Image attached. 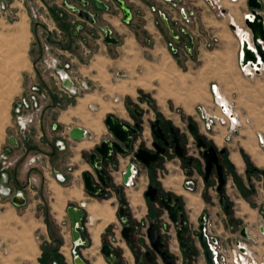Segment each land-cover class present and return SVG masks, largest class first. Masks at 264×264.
<instances>
[{
	"label": "crops",
	"instance_id": "crops-1",
	"mask_svg": "<svg viewBox=\"0 0 264 264\" xmlns=\"http://www.w3.org/2000/svg\"><path fill=\"white\" fill-rule=\"evenodd\" d=\"M27 1L31 3L30 0L14 3L19 8L18 17L28 19ZM100 1L108 10L89 8L97 15L94 24L79 17L80 22L69 27L57 22L59 28L66 31L65 40L58 45L62 48L59 70L70 62L71 73L86 80L90 89L72 99L59 87L48 84L47 102L51 105L40 117V124L24 134L6 131L0 139V155L17 160L14 167L4 172V178L0 171V188L9 191V195L0 193V264H74V256H78L83 264H109L100 250L112 234L116 238L119 264L142 261L144 264H164L151 249L148 239L140 243L144 230L140 234L131 232L129 243L122 238L124 226L119 222L120 206L124 207L129 224L146 227L145 231L154 222L158 230L162 223L170 224L164 236L168 239L173 264H207L198 243L189 244L192 253L181 250L176 228L167 212L157 200L150 201L145 197L150 186L160 196L171 195L178 199L188 230L196 236L200 218L205 216L211 222V235L224 247L245 246L254 261L260 262L264 253V239L260 234V227L264 229V180L256 179L257 183L251 180L254 174H248L250 168L245 159L247 157L255 169L264 171V152L258 143L257 131L246 130L244 126L231 141L224 139L225 129L220 127L208 134L196 115V107L212 105L210 88L215 86L222 99L238 113L241 122L250 119L254 124H261L262 106L260 99H256L254 87L260 86L264 72L252 76L243 74L239 65V35L229 25L228 17H219L203 0H179L175 3L176 8L173 3L162 0H120L128 15L126 21L125 13L113 0ZM258 1L262 4L260 13L264 15V0ZM33 2L52 14L47 0ZM75 4L76 0L62 2L67 11L76 9ZM224 7L240 28L244 16L251 15L247 0H238L232 5L224 3ZM180 8L193 12L187 22L180 20ZM160 14L175 25L171 27L180 39V44L175 46L177 54L169 52L174 41ZM76 24L83 29L74 34ZM14 26L23 29L25 23L19 21ZM106 29L110 30L116 44L105 42L103 33ZM214 37L218 44L208 49L206 46ZM18 42L21 44L14 47L15 59L25 47L23 41ZM248 42L252 48L251 39ZM187 47L192 48L190 54L186 52ZM31 49L30 46L29 57L34 59L38 51ZM129 103L141 113L140 119L129 110ZM107 116L130 125L139 122L141 133L133 151L139 145L154 151L155 138L150 125L156 119L176 129L179 135L193 139L187 127L191 124L188 120L195 116L197 135L204 136L207 144L217 151L225 152L221 158L227 165V168L222 165L223 194L229 210L225 211L220 205L215 175L204 180L203 159L198 157V164L189 166L169 151L161 156L159 163L148 168L134 160L132 153L126 156L115 153L105 170L107 172L116 164L117 171L107 172L111 182L104 192L93 195L85 191L84 174L92 175L94 184L101 187L89 165V157L108 136L104 123ZM74 128L84 130L80 140L70 138L69 133ZM10 137H14L15 146L9 143ZM30 158L36 160L33 165H27ZM128 165L137 169L135 184L123 187L121 173ZM187 169H190L188 175L185 174ZM187 178L195 183L192 192L183 188ZM15 196L21 197L19 204L14 203ZM82 203L83 209L80 208ZM68 207L85 212L84 228L80 233L82 245H75L71 237ZM87 217L90 220L86 221ZM243 229L248 240L242 237ZM148 252L151 262L145 259Z\"/></svg>",
	"mask_w": 264,
	"mask_h": 264
},
{
	"label": "water",
	"instance_id": "water-1",
	"mask_svg": "<svg viewBox=\"0 0 264 264\" xmlns=\"http://www.w3.org/2000/svg\"><path fill=\"white\" fill-rule=\"evenodd\" d=\"M93 7L98 11H107V6L100 0H90ZM121 10L125 13V21L128 18L125 5L120 0H114ZM89 3L84 2V6L88 7ZM247 6L250 9L251 16L253 17V22L250 23L248 20L244 22L247 29H249L251 34V42L252 48H249L247 42L243 43V52H244V60L242 62L245 65L248 61L251 62V67L256 65L257 68H260L261 65L259 62L264 64V15L260 13L262 9V4L258 0H247ZM77 11V15L79 18L84 19L85 21L94 24L95 23V15L91 14L90 11L82 8L75 9ZM161 21L166 27L169 36L171 39L177 43V39L173 35V31L170 29L169 24L165 17L160 16ZM233 28V27H232ZM82 29L79 24H76L74 27V34H77V30ZM105 42L108 44H116L117 41L110 37V32L108 29L105 30ZM189 40L191 41V37L187 35ZM254 50V51H253ZM260 58V61L258 58ZM66 85H69V82H65ZM134 115L138 118L141 117V114L137 111H133ZM159 119L150 125V130L155 138L162 143L159 145L157 142L152 143V148L154 151H149L144 148V145H139L137 149L134 150L135 144L137 142V138L141 133V127L139 123H134L130 125L124 121H117L112 116H107L105 119V126L107 127L108 136L104 138L100 145L96 146L94 152L89 157V165L96 176L97 182L101 187L94 184V180L92 175L84 174V189L90 194L93 195H101L104 192V188L111 182L110 177L107 175L105 170V165L113 160L115 153L126 156L129 153H132V157L134 160L143 164L145 167H150L151 164H157L161 161V156L165 155L166 148L173 145L174 154L181 159L185 164L192 166L196 165L198 161L192 157L184 156V149L179 144V138L175 134L173 128H169V135L171 142L169 139L165 138V134L162 128L159 125ZM190 132L195 135V125L189 124L188 126ZM84 135V130L80 128L71 129L69 136L72 140L77 141L80 140ZM9 143L13 146L16 145L14 137H10ZM196 149L198 151V155L204 161V180L207 181L212 170H215L217 175V187L216 191L219 195V202L222 208L227 211L229 209V205L227 204V199L223 194V187L225 185V180L222 172V167L219 164V155H222L224 151L217 152L212 146H207L202 138L196 139ZM130 167L128 165L125 174L122 176L123 183H125L130 174ZM145 197L150 201H158L159 204L164 208L167 212L169 220L176 228V236L179 242L181 250L191 253V249L188 248V242H191L193 245L195 243H199L201 248L204 251L205 258L207 264L212 263V256L209 250L207 249L205 239L202 235L198 236V240H194L193 235L187 231V224L185 222V217L181 211V207L178 205V199L172 197L171 195L160 196L158 195L156 189L152 186L148 187ZM14 203L19 204L21 201V197L15 196ZM124 207L120 206L119 209V218L124 217L123 212ZM67 215L70 220V228H71V237L75 244H83L80 240L81 227L83 225V219L85 218V212L80 208L68 207ZM202 221V219H201ZM200 221V222H201ZM201 229V227H200ZM263 228L261 229V232ZM189 233L186 237V233ZM131 234V228L128 226H124L121 230L122 238L129 243ZM147 239L149 240L150 247L153 252L158 255L164 264H173V256L167 253V249L169 248V244L167 240H163V237L157 233L156 225L152 224L146 231ZM242 236H245V230H242ZM84 244H86L84 242ZM101 255L108 261L109 264H119V254L112 249L109 245L103 244L100 250ZM146 259L151 258V254L148 252L145 255ZM75 264H83L79 257L74 259Z\"/></svg>",
	"mask_w": 264,
	"mask_h": 264
},
{
	"label": "built area",
	"instance_id": "built-area-1",
	"mask_svg": "<svg viewBox=\"0 0 264 264\" xmlns=\"http://www.w3.org/2000/svg\"><path fill=\"white\" fill-rule=\"evenodd\" d=\"M31 3H29V10H30V17L36 24H46L48 22L49 16L45 12L46 9L42 6H39L36 2H33V0H30ZM174 0H163L164 3H172ZM204 3L215 13L221 17H228L229 19V25L233 27V30L236 34L238 30V25H236L229 13L227 12L226 8L224 7V3H228L230 5L235 4L238 2V0H203ZM18 2L20 4L24 3V0H0V23H6L18 16V10L19 8L14 6V3ZM173 6H176L173 4ZM179 10V17L182 22H187L188 18L193 16L192 11H186L185 8H180ZM165 17L164 14H160V16ZM166 18V17H165ZM167 20V18H166ZM248 20V22H253V17L251 15H245L243 22H242V30L245 29V34L247 39L245 41L247 42V45H249L248 40L251 39V34L249 29L245 26L244 22ZM47 25V24H46ZM175 26V25H173ZM183 31L182 29L180 30ZM175 38L177 41H179V37L175 35ZM243 41L240 39V50H239V65L241 67V71L246 76H252V74H256L257 72H264V64L262 67L257 68L256 65H253L251 67V62L248 61L245 65L242 64L244 60V52H243ZM170 48H173V51H177L176 47L174 45V42L170 44ZM250 48V47H249ZM253 49V48H250ZM44 50L48 51L49 47L45 46ZM192 48L187 47L186 52L191 53ZM254 51V50H253ZM260 61V58L257 57ZM42 63L45 66V68L51 73V76L54 78V81L56 82V85L59 87V90L67 95L68 97H77L78 95H81L89 90V84L86 80L74 76L70 71V62L63 65V69L68 70L69 72H63L59 71L57 69L58 67V59L55 56H52L48 54V52L44 55L42 58ZM260 63V62H259ZM246 69H250V72H247ZM116 77H119V74L116 73ZM69 82V85L62 86V83ZM32 94L29 96V100L23 99L22 105L24 107H29L30 109L28 112L23 113L21 110H17V115L15 117V124L17 128V133L24 134L27 133L31 128L36 127L40 124V117L42 115L44 104L48 101V96L44 93H42L40 96H36L37 89L35 87L31 88ZM211 94L213 95V107L214 110H207L206 108L202 106L196 107V115L198 119L202 123L203 130L208 133L210 131H213L215 126H220L223 129H225V137L224 139L226 141H229L231 136H233L235 133L238 132V128L242 125L241 120L239 118V115L233 107L229 106L226 101H224L220 95V93L217 91V88L215 86H212L210 88ZM129 107V105H127ZM28 109V108H27ZM258 143L259 145L264 149V139L261 136H258ZM34 158H30L27 161V165H33L35 163ZM17 163L16 159H9L4 155H0V171L1 176L4 178V172L14 167V165ZM117 171L116 165H111L108 168V173H114ZM131 174L128 178V180L125 183H122L123 187H132L135 182V176L137 175V169L133 165L130 167ZM187 172V171H186ZM125 174V171L121 173V176ZM183 186L186 191H193L194 190V181L192 179L187 178ZM0 193L3 195H9V191L0 188ZM80 208H84V204H80ZM202 221L200 222V233L205 239L207 249L211 253L212 256V263L213 264H254L255 261L252 257L251 252L247 251L245 246H240V244H236L234 247L227 249L224 247L221 242L213 237L210 232L211 228V222L209 219H207L205 216H202ZM90 220L89 217H87L86 221ZM120 221L122 224H126L127 220L126 217L120 218ZM163 227H166L163 225ZM83 225L81 227V231H83ZM137 234H140L141 232L136 231ZM263 239H264V230L262 231ZM141 238H144L143 235L140 236ZM116 241V238L114 236L108 237V245L114 246ZM77 245V244H75ZM78 256L73 257V261ZM257 264H264V253L261 257L260 262H256ZM75 264V263H74Z\"/></svg>",
	"mask_w": 264,
	"mask_h": 264
},
{
	"label": "rangeland",
	"instance_id": "rangeland-1",
	"mask_svg": "<svg viewBox=\"0 0 264 264\" xmlns=\"http://www.w3.org/2000/svg\"><path fill=\"white\" fill-rule=\"evenodd\" d=\"M47 2L48 6L50 5L49 7H52L53 10V12H51L53 16L48 12L47 9L45 11L49 16L48 22L46 23L47 25L36 24L31 19L30 10L28 6L29 1H27V6H25L28 19L19 15V17L17 16L16 18L6 23H0V139L3 136V133H5L6 131L16 133L17 128L15 124V117L17 115V110L20 109L21 112L26 113L30 109L29 107H24L21 101L26 98L27 100L30 99L29 96L32 94V87H35L37 89V91L35 92L36 96H40L42 93L48 96V84H53L55 87H58L56 85V82L54 81V78L51 76V73L43 65L42 58L47 52L48 54L55 56L57 59L59 58V56H62V48L58 45H60L61 42L65 40L66 31H63V29L59 28L58 23H60V25L62 26L61 23L63 22V24H65L64 27H69L72 26L75 22L79 23L80 20L76 13L72 11H67L62 6L63 0H47ZM75 7L79 8V5L75 4ZM174 7L176 8L177 6ZM22 11L24 12V9ZM19 21H23L25 23V28L21 29L20 27L14 26ZM22 37H24L25 39H22ZM18 40L23 41L25 47L23 48L21 55L19 57H16L15 59L14 53L16 49L14 47L17 44H21L18 42ZM78 44H80V41H78ZM217 44L218 39L214 37L213 39L209 40V44L206 47L208 49H212L216 47ZM30 46L33 50L38 51V56L34 59H30L29 57L28 52ZM45 46L49 47L48 51L44 50ZM169 52L172 54H177V51H173V48H170ZM189 54H187L188 58H190ZM57 69H59V67H57ZM62 71L69 72L65 69H63ZM259 85L260 86H258L257 84V87H254V89L256 90V99H260L261 101V124H254L253 122H251L250 119H246V121L243 120L241 122L242 125L238 128V132L231 136L229 141H231L233 137L237 135L240 132L241 128L244 126L246 127V130L252 131L255 129L257 131L256 137L258 138V136H261L264 139V78L261 79ZM88 87L90 89L91 86L89 85ZM83 94L78 95L76 98L81 97ZM70 98L76 99L75 97ZM50 105L51 104H49L48 102L44 104L42 114ZM198 106H202L209 111L215 109L213 107V99L212 105L209 107L203 106L202 104H199ZM129 110L134 111L137 109L133 106L132 103H129ZM178 110L180 111V108H176V111ZM158 114L160 115V113H157V115ZM194 118L195 116H193L192 119H189L188 122L194 125ZM217 127L220 126H215L213 131L208 132V134L214 132L215 128ZM174 130L177 131L176 129ZM180 136H183V134ZM197 137L202 138L205 143H208L204 136L198 135ZM194 142V138L190 140L188 139L187 142L186 152L188 156L191 157L196 155V148ZM261 149L264 152V149ZM245 159L247 161L248 168L255 169L254 165L249 161V159L247 157H245ZM220 164L221 166L223 165L227 168V165L225 164L223 159H221ZM257 173H262L264 175V171H260L258 169ZM263 175H261L262 179H264ZM251 180L257 183V180L254 176ZM214 183L216 188V178L214 180Z\"/></svg>",
	"mask_w": 264,
	"mask_h": 264
},
{
	"label": "flooded vegetation",
	"instance_id": "flooded-vegetation-1",
	"mask_svg": "<svg viewBox=\"0 0 264 264\" xmlns=\"http://www.w3.org/2000/svg\"><path fill=\"white\" fill-rule=\"evenodd\" d=\"M70 1V0H69ZM74 1V0H73ZM88 2L89 3V5H88V7H85L84 6V2ZM114 1V0H113ZM163 1V0H162ZM179 0H174L172 3L173 4H175V3H177ZM76 2H78L77 3V5H79V8H82V9H86V10H88L89 11V8H93V9H95L94 7H93V5L91 4V1L90 0H76ZM115 2V1H114ZM122 2V1H121ZM116 3V2H115ZM117 4V3H116ZM118 5V4H117ZM176 5V4H175ZM119 6V5H118ZM77 9V8H76ZM96 10V9H95ZM107 10H108V8H107ZM98 11V10H97ZM72 12H74V13H76L77 14V11L74 9V10H72ZM91 13V12H90ZM92 14V13H91ZM93 15H95V21H96V18H97V15L96 14H93ZM78 16V15H77ZM167 22H168V24H169V27H170V29L173 31V35L175 36V34H174V30L172 29V27H173V25L172 24H170L169 23V21H168V19H167ZM81 26V25H80ZM172 26V27H171ZM75 27V26H74ZM82 27V29H83V26H81ZM82 29H78V30H82ZM78 30H77V32H78ZM109 30V29H108ZM73 32H74V30H73ZM109 32H110V30H109ZM105 35H106V32L104 31V33H103V36L105 37ZM110 37H111V32H110ZM180 44V39H179V41L177 42V43H175L174 42V45L177 47L178 45ZM263 66V65H262ZM141 114V113H140ZM133 115H134V113H133ZM135 116V115H134ZM136 117V116H135ZM137 119H140V118H138V117H136ZM156 120H158V119H156ZM155 120V121H156ZM154 121V122H155ZM159 121H160V119H159ZM137 123H139V122H137ZM159 125H160V127L162 128V130H163V132H164V134H165V138L166 139H169V141L171 142V139H170V135H169V128H173V127H171V126H169L168 124H165V123H162L161 121L159 122ZM189 126V125H188ZM174 130V129H173ZM187 130L190 132V130H189V128L187 127ZM174 132H175V134L177 135V137L179 138V144L181 145V147H183V149H184V156L185 157H191V156H188V154H187V152H186V147H187V142H188V139L186 138V137H183V136H180L179 135V133L177 132V131H175L174 130ZM191 133V132H190ZM191 135H192V137L194 138V140H195V142H194V144H195V148H196V139L197 138H199V137H197L198 135H197V129H196V126H195V135H193L192 133H191ZM154 142H157L159 145H162V143L160 142V141H158V140H155ZM207 144V143H206ZM207 146H211V145H209V144H207ZM215 149V148H214ZM216 150V149H215ZM170 152V153H172L173 152V145H171V146H169V147H167L166 148V153L167 152ZM217 151V150H216ZM221 151H223V150H221ZM196 155H194V156H192V158H194V159H196V158H198L199 157V155H198V151H197V149H196ZM218 152V151H217ZM165 153V154H166ZM174 153V152H173ZM225 153V152H224ZM224 153L222 154V155H219V164H220V159L224 156ZM164 156V155H163ZM176 156V155H175ZM177 157V156H176ZM181 160V159H180ZM197 160V159H196ZM198 164V163H197ZM196 164V165H197ZM113 165H116V164H113ZM221 165V164H220ZM117 166V165H116ZM222 167V166H221ZM187 171V172H186ZM185 172V174L186 175H188L189 173H190V169H187ZM222 172H223V170H222ZM215 175V178L217 179V175H216V172H215V170H212V172L210 173V175H209V177L211 176V175ZM248 174H254V176H255V178L257 179V180H262V178H261V175H263L262 173L261 174H259V173H257V169H250L249 171H248ZM204 175H205V172H204ZM264 176V175H263ZM209 177H208V179H209ZM264 180V179H263ZM208 181V180H207ZM194 185H195V183H194ZM225 186V185H224ZM183 188H184V186H183ZM184 190H185V188H184ZM194 190H195V187H194ZM193 190V191H194ZM223 190V189H222ZM186 191V190H185ZM188 192H192V191H188ZM159 203V202H158ZM228 204V203H227ZM229 210V209H228ZM227 210V211H228ZM124 217H126L125 215H124ZM202 218V217H201ZM201 218H200V221H201ZM207 218V217H206ZM208 219V218H207ZM126 220H127V222H126V224H122L121 223V221H120V218H119V222L121 223V225H123V226H128V227H130L131 228V232L132 233H134V234H137V232L136 231H138V232H141L142 230H144V233H143V236H144V238H141L140 237V243H143V241L144 240H147V235H146V231H145V229H146V227H134V226H132V225H130L129 224V219L126 217ZM200 221H199V224H198V235L196 236L194 233H192L191 231H189L188 230V226H187V231L190 233V234H192L193 235V238H194V240H198L197 238H198V236L199 235H202L201 233H200ZM152 224H155L156 225V230H157V233L160 235V236H162L163 237V240H167V242H168V239L164 236L165 235V232H166V230H167V227L168 226H170V224L168 223V224H165V223H162V225L160 226V228H159V230L157 229V223L156 222H154V223H152ZM151 224V225H152ZM163 225H165L166 227H163ZM149 228V227H148ZM261 229H262V227H260V234L262 235V232H261ZM210 230H211V228H210ZM245 230V229H244ZM264 230V229H263ZM186 233V237L188 236V234L189 233ZM211 232V231H210ZM109 236H114L115 237V235H109ZM108 236V237H109ZM243 237V236H242ZM262 237H263V235H262ZM204 238V237H203ZM243 239L244 240H248L249 239V237H248V235L245 233V236L243 237ZM130 241V240H129ZM108 243V239H107V241H106V243H104V244H107ZM197 243V242H196ZM206 243V242H205ZM115 244H116V241H115ZM115 244H114V246H111V248L112 249H114L115 250ZM189 244H192L191 242H188V248H190L189 247ZM199 244V243H198ZM108 245V244H107ZM192 246H194L193 244H192ZM200 246V245H199ZM201 247V246H200ZM191 249V253H192V248H190ZM202 249V248H201ZM169 248L166 250L167 251V253H169ZM116 251V250H115ZM150 253V252H149ZM151 254V253H150ZM170 254V253H169ZM146 255V254H145ZM171 255V254H170ZM173 256V255H172ZM145 259H146V257H145ZM151 260H152V257L148 260V259H146V261H148V262H151ZM173 261V260H172ZM139 264H144L143 263V261L142 262H140ZM186 264V263H185Z\"/></svg>",
	"mask_w": 264,
	"mask_h": 264
},
{
	"label": "bare ground",
	"instance_id": "bare-ground-1",
	"mask_svg": "<svg viewBox=\"0 0 264 264\" xmlns=\"http://www.w3.org/2000/svg\"><path fill=\"white\" fill-rule=\"evenodd\" d=\"M22 31V30H21ZM237 33L240 37V39L244 42L245 41V38H246V34H245V31L242 30L240 27H238V30H237ZM260 65L262 67L263 63L260 62ZM247 72H250V69H246ZM253 75V74H252ZM254 264H257L256 262Z\"/></svg>",
	"mask_w": 264,
	"mask_h": 264
}]
</instances>
